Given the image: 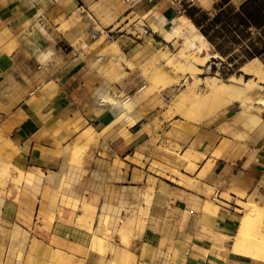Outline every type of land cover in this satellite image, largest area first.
<instances>
[{
  "label": "crops",
  "instance_id": "crops-1",
  "mask_svg": "<svg viewBox=\"0 0 264 264\" xmlns=\"http://www.w3.org/2000/svg\"><path fill=\"white\" fill-rule=\"evenodd\" d=\"M246 1L133 0L130 11L144 16L155 8L144 27L157 35L155 23L171 29L193 22L190 15L236 13ZM79 6V0H0V139L15 152L12 163H0V264L15 255L17 230L30 264H69L68 256L72 264H101L103 238L96 230H109L119 220L125 226L102 264H264L231 239L242 215L240 195L264 208V110L240 117L247 105L237 101L183 129L179 119L160 118V134L154 119L162 96L153 94L137 104L130 121L114 124L119 111L102 99H121L110 86L119 93L131 89L99 76L89 57L81 56V42L69 41L73 28L61 29ZM121 47L126 58L134 54L128 41ZM108 56L117 57H102ZM111 59L100 65L110 71ZM236 103L241 110L231 108ZM161 144L180 147L182 155L191 149L185 166L200 156L193 173L182 170L195 188L155 165L165 156ZM72 147L83 150L80 178L72 185L75 173L63 188L72 160L66 148ZM84 204L97 208L93 243L77 224L93 211L85 214Z\"/></svg>",
  "mask_w": 264,
  "mask_h": 264
},
{
  "label": "rangeland",
  "instance_id": "rangeland-1",
  "mask_svg": "<svg viewBox=\"0 0 264 264\" xmlns=\"http://www.w3.org/2000/svg\"><path fill=\"white\" fill-rule=\"evenodd\" d=\"M132 1L133 0H79V8H81L80 12L77 15L71 17L68 22H65L62 25L61 29L71 30V27L73 28L69 41L72 43V40L74 39L81 42V56L85 60L87 57H89L92 68L94 70L96 69L95 71L99 76H104L105 78H107L111 85L117 84L121 85L122 87L126 86L128 87L127 89H131L129 93L125 92V90L119 93L115 85L110 86V90L116 93V95L120 94L121 98H125L126 96L133 97L135 93L139 95L137 91L142 87L145 88L147 85L154 86V84H156V86L159 87H163L165 85L164 88L169 86L167 90H157L153 93L162 96L160 111L157 114V117L154 119L155 131L159 130L160 134L165 133V130L160 128V124H158L160 118H162L164 122L179 119V122H177L179 129H183L185 124L196 126L199 125L198 123L200 122L197 118H191V116L185 111H177L178 109L175 105V100L185 87L179 86V83L177 82H173L171 85L168 84V81L171 78L170 76H172V80H174L178 77L177 74L169 71V68L165 70L164 68L159 67L161 64L164 65L167 63L166 59L168 56H175L177 54L181 47V42L175 44L164 43V41L158 35L154 34L149 28L144 27V24L147 23L150 18L148 19L147 17H145V15L142 16L139 13H132L130 11ZM94 32L99 33V36H97V38H92L91 35ZM224 34H227V31H224ZM149 35L151 36V40L147 39ZM229 37L230 36L224 38L220 37L219 39V43H225L223 46L228 51V54L226 56L219 55L218 57L214 58L209 64V66H211L209 73L205 72L203 73V75H200L201 77L205 78L211 75L220 78L224 82H230V76L233 75L235 77H238L240 75H243L240 69L246 62L249 61V59L246 58L244 49H248L247 46L250 43L253 44V46L249 45V47H251L253 51H262L264 47V35L259 34L257 30L252 29L251 35L248 38L241 37V41L238 43L230 42L228 40ZM225 40H228V42L226 43ZM114 41L118 42L120 50H117L116 47L109 46ZM122 41H128L135 47L134 54L130 58H126L123 54V50L121 47ZM106 46L108 47V49L103 52L102 49ZM214 50L215 47H213L212 45L209 48V51L213 53ZM113 52L117 55V57L114 59H111L110 56L102 57ZM118 56L120 57V61H118L117 63ZM109 58L111 59L109 64L110 71L109 69H107V66L103 67L100 65V62H105V60ZM260 60L264 65V55ZM183 74H186L189 77L188 71H180V75L182 76L181 79L184 76ZM117 75L123 78L118 80ZM243 77L247 80L250 79V77L247 75H243ZM262 85L264 86V83ZM203 90L204 86L200 85L198 92L202 94L204 92ZM255 96L260 97L261 95L255 93ZM231 108H233L234 110H241L239 103L234 104ZM247 108H249L248 104ZM250 110L252 109L242 110L239 113V116L248 117L252 114V111ZM66 149H68L67 153L72 156L71 163H75L76 173H78V163L81 160L83 150H80L78 152V150L73 147ZM159 150L163 152L165 156H160L159 162L155 163V165L158 168L162 169L164 174L166 173L176 176V178H178L179 180V183L181 184H183L180 180L182 176L190 180V182L197 184L195 180H191L183 175L182 170L193 173L197 169V162L200 161V156L197 155L198 157L194 158L193 165L189 164L188 166H185L184 158L186 155L191 153V149L187 150L182 155V149L180 147L176 146L173 149L172 146L161 144ZM14 155L15 152L13 151V149L5 144V139H0V163L4 164V166L12 163L11 160ZM167 155H173L176 160H170ZM70 165L71 164H69V166ZM78 175V178L75 179L72 185L75 182L79 181L80 172ZM9 182L10 180H7L6 185L9 184ZM207 194L213 195L214 191L209 188ZM240 196L244 197V199L239 198L240 200L255 202L253 198L247 199L244 195ZM214 199L215 201H217L216 196H214ZM257 204L259 205V203ZM88 210H93L92 213L88 214L89 219H86L85 217H78L77 224H87V226H90L92 230H94V224L97 218V208L91 204H84V213L86 214ZM257 220L255 221V223L258 224H255V226L258 232L264 233V219L259 218ZM121 226H125V223H121L119 220L117 222V225H111V229L109 230L97 228L96 234L100 235L103 238L101 245V247L103 246V248H100L98 250L100 254L99 263H104V258L110 252V250L114 251L113 243L116 242V238L119 236V229ZM12 248L15 251V255L10 259L8 264H30L26 258V246L20 245L18 230L17 232H15L12 238ZM91 250L95 251L96 249H94V246H91ZM71 260L72 257L68 256L69 264H72ZM38 264L44 263L38 262Z\"/></svg>",
  "mask_w": 264,
  "mask_h": 264
},
{
  "label": "bare ground",
  "instance_id": "bare-ground-1",
  "mask_svg": "<svg viewBox=\"0 0 264 264\" xmlns=\"http://www.w3.org/2000/svg\"><path fill=\"white\" fill-rule=\"evenodd\" d=\"M155 11V8L150 10L145 14V17L148 19L153 17ZM152 22L155 23V21ZM154 28L157 35L164 43L175 44L181 42V47L177 54L175 56H168L166 59L167 63L159 66L165 70L169 68V71L177 74L178 77L174 80H172V76H170L171 78L168 84L171 85L173 82H177L179 86L185 87L175 100L177 111H185L191 118H197L200 123H203L232 103L241 101L249 105L247 109H252L250 110L252 111L251 115H261L262 110H264V86L262 85L264 83V65L259 58L249 60L240 69L243 75L250 77L249 80L245 79L243 75L238 77L233 75L230 76V82H224L220 78L211 75L203 78L200 75H203L205 72L209 73L211 67L209 64L214 58L219 56V53L215 50L213 53L209 51L212 45L194 23L186 19L176 22L171 29L163 28L156 23L154 24ZM147 39L151 40V36L149 35ZM109 46L116 47L117 50H119L117 41L112 42ZM106 49H108L107 46L102 49L103 52L106 51ZM118 61H120L119 56L117 58V63ZM180 71H188L189 77L183 74L184 76L181 79L182 76L180 75ZM200 85L204 86V92L202 94L198 92ZM164 87L165 85L163 87L156 86V84H154V86L147 85L142 92H138L139 95L136 94L133 97L126 96L121 99H115L105 94L102 101L104 104H109L113 109L119 111L118 118L114 124L120 125L132 119L135 107L139 102L152 95L155 91L163 90ZM255 93L261 96L256 97ZM70 164L66 174L63 173L64 178L61 181H64V185H62V187L68 186L73 179V175L76 173L75 163ZM180 180L183 185L194 187V183L190 182V180L185 177L182 176ZM222 196L227 200H231L228 193ZM196 199L197 198H195L194 201H197ZM236 203V205L240 207L242 215L240 218L239 230L231 237L234 246L248 256L264 259V233H259L255 226V224H258L255 223L257 219H264V208L253 201H243L239 199ZM80 224H78L79 228L87 231L91 243H93L95 236L94 230H92L90 226H87V224ZM217 237L222 239L226 236L218 235Z\"/></svg>",
  "mask_w": 264,
  "mask_h": 264
},
{
  "label": "trees",
  "instance_id": "trees-1",
  "mask_svg": "<svg viewBox=\"0 0 264 264\" xmlns=\"http://www.w3.org/2000/svg\"><path fill=\"white\" fill-rule=\"evenodd\" d=\"M223 1L225 2V0ZM190 17L221 56H226L228 51L223 46L225 43H219L220 37L230 36L228 39L230 42L238 43L241 41V37L248 38L252 29H256L259 34L264 35V0H247L236 13L233 9H228L219 12L214 17H209L204 13L196 18L194 15H190ZM224 31H227V34H224ZM228 40L225 42L227 43ZM249 45L253 46L252 43ZM249 45L248 49H244L246 58L252 60L263 57L264 47L262 51H253Z\"/></svg>",
  "mask_w": 264,
  "mask_h": 264
},
{
  "label": "built area",
  "instance_id": "built-area-1",
  "mask_svg": "<svg viewBox=\"0 0 264 264\" xmlns=\"http://www.w3.org/2000/svg\"><path fill=\"white\" fill-rule=\"evenodd\" d=\"M91 36H92V38H97V36H99V33H97V32L95 33V32H94V33H92Z\"/></svg>",
  "mask_w": 264,
  "mask_h": 264
}]
</instances>
